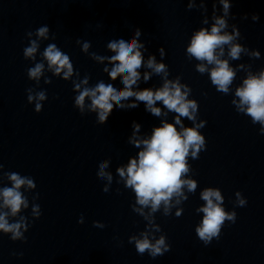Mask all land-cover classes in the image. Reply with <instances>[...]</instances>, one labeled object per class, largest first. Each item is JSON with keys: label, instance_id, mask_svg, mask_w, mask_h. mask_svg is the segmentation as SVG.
Returning <instances> with one entry per match:
<instances>
[{"label": "clouds", "instance_id": "clouds-1", "mask_svg": "<svg viewBox=\"0 0 264 264\" xmlns=\"http://www.w3.org/2000/svg\"><path fill=\"white\" fill-rule=\"evenodd\" d=\"M223 7V15H213L214 23L210 31L207 28H201L195 32L191 38V43L187 47V55L194 58L199 63L195 69L200 74L208 73L211 84L220 93L228 95L230 87L236 78V69L230 66L229 59H222L225 55V46L228 48V57L231 60H238L242 53L249 54L259 58L260 53H248V50L235 41L239 38V31L233 27L231 33L225 31L228 28L227 19L230 17L229 0H219ZM194 3L189 4V10L194 7ZM203 7V4L201 5ZM245 19L247 16L244 17ZM253 21H258L259 16L253 14ZM207 20L204 21L207 24ZM33 32H28L27 36L31 37ZM141 32L136 30L134 38L125 40L123 38L111 40L107 48L115 53L110 57L98 56L92 53V58L103 62L105 59L112 64L111 70L107 67L104 71L108 73L114 81L117 77H122L121 83L123 89L115 87L112 83L98 82L94 87H88V77L86 76L79 82L73 81L74 90L79 94L75 96V106L79 108L83 115L85 110V100L91 101L87 107L90 111L98 114V121L104 123L113 111L114 105L119 108H136L138 103L125 105L122 101L135 98L137 102H143L146 111L152 115L160 116L161 108L156 107L157 102H161L169 111L174 112L175 123L163 122L162 126L152 130L150 138L137 139L135 133L130 139V143L137 148H141L138 158H132L128 161L126 167L121 166L116 169L120 179L124 181L125 187L131 189L135 194V205L133 211L147 221V227L140 237L131 236L129 243H134L136 252L144 255L146 252L152 258L163 256L170 251V244L167 237L161 234L156 238L154 233L161 232L159 225L155 224V213L163 210L164 216L171 215V210L187 201L185 189L188 193H194L197 189V182L193 179L186 178L192 171L189 165V158L199 159L201 151L206 149V138L201 134L206 121L197 122L199 105L195 99H189L188 96L192 89L176 80L168 79V68L164 63H158L154 55L149 56L147 62L141 49L145 45L139 42ZM37 38L48 39V26H41L35 31ZM53 38H55L53 36ZM79 43V41H77ZM39 44L36 39L30 40V45L25 47L23 55L25 59L35 60ZM90 47L88 42L83 44V51L87 52ZM146 50V49H145ZM163 59V49L160 50ZM43 60L47 61L50 71L59 76L63 74V79L68 80L73 75V64L70 56L61 51L56 44H49L42 53ZM211 66V67H209ZM147 67L151 73L145 72L144 81L150 79L151 74L161 76L163 86L155 91L151 88L134 91V86L141 79L140 69ZM243 69V65L239 66ZM45 64L43 62L35 63L33 67L27 70V76L30 80L39 82L43 74ZM45 83H51L50 79H45ZM27 101L35 105V111L41 112L43 109L42 102L47 100L45 91L34 92L32 88L27 89ZM235 98L231 103L235 106L238 113H242L251 118L253 124L260 125V132L264 134V70L258 74L251 71L243 80L241 86L235 89ZM166 115V113H165ZM181 118L192 122V127H184ZM176 125H180L178 130ZM139 125L135 124L134 128L139 131ZM109 166V161L102 160L99 162L97 176L100 179H106L112 182L113 176L105 171ZM0 164V169H3ZM11 182V186L0 187V232L11 234L12 241H24L25 232L30 227L27 217L20 215L23 210L29 208V199L21 191L22 188L31 190L36 188V183L32 177L22 176L17 172L3 173ZM119 183V181H117ZM103 191L107 193L108 187L105 186ZM119 191V189L117 190ZM235 205L244 207L247 200L241 192L235 193ZM39 194L33 196V200L38 199ZM200 198L205 202L204 205L197 209V212L203 213V219L195 228L196 235L205 245L210 244L213 239H219L222 229L226 222L235 223L237 214L233 211H226L224 208V197L219 188L207 187L201 194ZM148 211H145V210ZM182 209H178L176 216L182 214ZM39 204L31 205V215L33 219H39L41 216ZM19 219L11 220L9 217H18ZM78 223L83 224L84 218L80 217ZM94 227L103 228L104 224L93 222ZM151 237V238H150ZM15 254V253H14ZM22 255V254H21Z\"/></svg>", "mask_w": 264, "mask_h": 264}]
</instances>
